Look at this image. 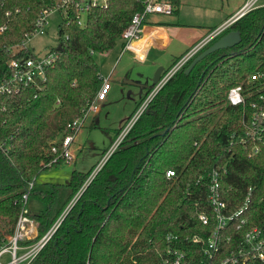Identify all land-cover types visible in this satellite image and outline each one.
<instances>
[{
  "label": "trees",
  "instance_id": "16d2710c",
  "mask_svg": "<svg viewBox=\"0 0 264 264\" xmlns=\"http://www.w3.org/2000/svg\"><path fill=\"white\" fill-rule=\"evenodd\" d=\"M60 1L5 0L0 23L7 21L8 28L0 33V69L7 65V75L10 60L34 57L30 49L14 52L11 46L28 39L44 10ZM141 8L142 0H108L107 6L90 9L84 26L71 11L60 24L59 43L52 48L58 56L42 86L0 94V143L7 148H0V244L13 233L27 191L42 205L34 213L29 210L38 230L29 242L66 213L30 264H161L169 233L180 236L179 246L191 249L187 237L206 236L216 226L207 196L212 171L223 166L225 199L238 195L242 202L251 189L248 221L243 230L235 223L230 232L236 236L264 226V147L248 156L233 135L243 131L242 108L226 103L232 86L264 70V7L226 30L240 32L238 44L207 55L187 74L193 59L221 36L215 38L165 83L91 180L95 164L86 171L73 169L68 183L36 189L37 177L62 163L54 161L51 145L72 133L68 123L83 114L101 87L104 77L95 54L122 45L125 28ZM169 169L174 176H167ZM203 212L208 224L200 219Z\"/></svg>",
  "mask_w": 264,
  "mask_h": 264
},
{
  "label": "built area",
  "instance_id": "2783aa9c",
  "mask_svg": "<svg viewBox=\"0 0 264 264\" xmlns=\"http://www.w3.org/2000/svg\"><path fill=\"white\" fill-rule=\"evenodd\" d=\"M4 5L5 0H0V10L3 9ZM107 5L108 0H61L54 8L44 10L37 20L35 29L26 34L28 39L23 41L22 44L12 45L10 49L14 52L28 49L27 41L34 34L45 31L52 11H60L64 19H69L71 11H74L76 14L75 21L78 25L84 26L90 9ZM177 6L175 0H142V8L135 12L131 22L122 34V51L135 50L132 45L141 38L146 24H149L146 22L149 15L156 13L172 15L176 12ZM260 7H264V0H245L244 4L235 13L192 46L170 69L164 71L159 84L153 88L154 90L149 93L134 115L127 121L101 163L91 173L88 181L95 176L123 141L134 123L146 109L148 103L164 84L208 43L224 34L229 27L248 12ZM7 14L9 15L10 11H6ZM7 28V21L0 23V33L5 32ZM4 48L7 50V47ZM0 53V58L2 59V48H0ZM33 54L34 57L10 60L8 66L11 72L8 75L7 65L6 69H0L1 95L19 93L22 89L29 86L40 88L42 83L47 80L46 69L56 60L57 53L50 49L44 55ZM110 88V79L104 77L95 100L83 110L81 116L68 123V128L72 130V133L59 137L51 145L52 152L56 154L54 161H73L74 157L70 147L74 141L75 134L85 124L88 114L97 109V101L107 98ZM58 102H60V99H58ZM226 103L242 108L241 124L243 131L239 135H236V133L233 135L238 139L237 142L247 151L249 157L257 155L264 147V70L257 69L242 83L232 86L227 91ZM2 108L4 109L5 106ZM5 143H0V148L7 151V148H4ZM224 171H226V166L218 167L212 171L211 184L207 196V200L215 213L217 221L215 228L206 236L196 234L187 237L186 240L192 243L191 249L178 245V242L182 240L178 234H167L166 240L168 243L161 264H264V226L254 225L242 232V234L236 233V236L230 232L234 228L235 223L237 224L236 229L241 231L243 230L242 226L246 225L248 221L246 214L251 203V189H249L242 202L238 195H235L232 199H225L220 181L221 174ZM174 175V170L169 169L167 171L168 177ZM32 186L33 183L30 184L29 190ZM28 203L29 191L23 195L21 212L13 233L0 244V264H30L56 232L66 214L63 213L43 236L29 242V240L37 237L38 230L35 220L29 215ZM200 219L203 224L210 222L209 216L204 212L200 214ZM234 239L236 241L232 245Z\"/></svg>",
  "mask_w": 264,
  "mask_h": 264
},
{
  "label": "rangeland",
  "instance_id": "374dc122",
  "mask_svg": "<svg viewBox=\"0 0 264 264\" xmlns=\"http://www.w3.org/2000/svg\"><path fill=\"white\" fill-rule=\"evenodd\" d=\"M244 2L245 0H181L176 12L172 15L160 13L149 15L146 22L151 23L150 25L180 27L170 45L155 64H144L135 60L133 52L122 53L120 43L108 53H96L95 59L98 62L100 73L105 78H112L107 100L102 103L97 102L98 110L91 111L88 114L85 124L76 133L77 135L75 134L76 139L70 147L74 157L73 161H63L54 168L42 172L36 179V189H45L48 186L46 183L64 184L59 183V180H67V174L71 168L86 171L94 164L97 167L114 144L117 137L116 130L126 125L136 102L140 98L148 96V93L154 90L153 79L158 67L169 68L173 66L182 53L188 51L201 38L222 24ZM62 20L63 15L60 11H52L45 31L34 34L27 41L28 49L37 55H44L47 51L56 47L59 43V28ZM194 34H200L201 38L186 49L185 38ZM160 40L162 44H165L167 37L161 36ZM125 77L131 81L146 82L147 84L138 83V85L144 87L141 89L134 84L124 82ZM109 145L110 147H108ZM106 148L108 150L104 153ZM35 206L39 208L42 205L37 201L36 196H31L29 210L32 213L37 210ZM66 211H68V208Z\"/></svg>",
  "mask_w": 264,
  "mask_h": 264
},
{
  "label": "crops",
  "instance_id": "0c3cea01",
  "mask_svg": "<svg viewBox=\"0 0 264 264\" xmlns=\"http://www.w3.org/2000/svg\"><path fill=\"white\" fill-rule=\"evenodd\" d=\"M150 24L151 23L146 24L141 38L137 42L133 43L132 47L135 50H127V51H124V52H128V51L129 52H133L134 53L135 60L140 61V62H142L144 64H155L156 61L161 57V55H163L164 51L170 45L173 37L175 36V34L180 29V27H178V26L155 25V24H153V25H155V26H153V25H150ZM195 35L196 34H194L193 36H190V37H186L185 38L186 39L185 40L186 41L185 43L187 45L186 49H188L192 45V43H194L195 41H197L198 39L201 38L200 34H197L196 36ZM161 36L162 37L165 36V38L167 37V41L166 40H163V41H166L165 44H162L161 43V40H160V37ZM203 38H201V39H203ZM124 52L122 51V53H124ZM111 79H110V81H111ZM124 79H125L124 82H129L130 84H134L135 86H138L141 89H143L144 87L142 85L141 86L138 85V83H140V84H147L146 82L145 83H142V82L131 81V80H128V78H126V77ZM126 80H128V81H126ZM106 100H107V98L105 100H101V101H97V102L98 103H102V102H104ZM140 100H141V98L136 102V104ZM97 110H98V108L96 110H94V111H97ZM94 113H96V112H94ZM95 125H96V123H95ZM75 139H76V136L74 138V141H75ZM110 145L108 147H110ZM106 149H108V148H106ZM72 170H73V168L69 169V172L67 174L68 175V179L67 180H64V181L59 180V183H61V182L62 183H68L69 180H70L71 174H72Z\"/></svg>",
  "mask_w": 264,
  "mask_h": 264
},
{
  "label": "water",
  "instance_id": "95a60500",
  "mask_svg": "<svg viewBox=\"0 0 264 264\" xmlns=\"http://www.w3.org/2000/svg\"><path fill=\"white\" fill-rule=\"evenodd\" d=\"M241 41V34L237 30H232L224 35H222L218 40H216L212 45L207 47L203 52H201L197 57L193 59V61L189 64V66L186 68V73L189 74L193 68L196 66V64L204 59L207 55L215 52L216 50L219 49H225L229 47H233L236 44H238ZM165 71V68L163 66L158 67L153 83L156 85L159 84V82L162 79L163 73Z\"/></svg>",
  "mask_w": 264,
  "mask_h": 264
}]
</instances>
